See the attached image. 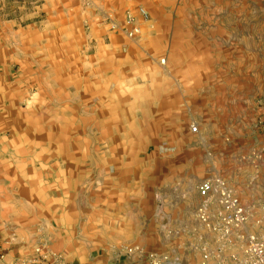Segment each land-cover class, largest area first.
Returning <instances> with one entry per match:
<instances>
[{
  "label": "rangeland",
  "instance_id": "rangeland-1",
  "mask_svg": "<svg viewBox=\"0 0 264 264\" xmlns=\"http://www.w3.org/2000/svg\"><path fill=\"white\" fill-rule=\"evenodd\" d=\"M128 13L133 38L123 33ZM36 26L47 29L35 34ZM45 53L69 64L30 65ZM67 68L83 77L85 104L103 101L101 122L92 106L83 121L69 118L83 129L49 112L45 83L34 77ZM98 121L130 145L93 146ZM70 138L83 140L77 158ZM263 141L264 0H0V264L32 259L40 244L67 264H196L205 251L240 254L241 235L260 227L249 219L227 243L214 200L211 223L198 218L196 187L223 181L254 209L264 202V165L254 159ZM98 148L110 150L114 186L125 180L130 210L119 194L98 209Z\"/></svg>",
  "mask_w": 264,
  "mask_h": 264
},
{
  "label": "built area",
  "instance_id": "built-area-1",
  "mask_svg": "<svg viewBox=\"0 0 264 264\" xmlns=\"http://www.w3.org/2000/svg\"><path fill=\"white\" fill-rule=\"evenodd\" d=\"M137 14L142 19L148 18V13L143 7H137ZM133 20L134 17L128 13L125 18L126 28L123 31L128 38H133L138 34V28L134 25ZM110 28L118 30L119 27L114 22H111ZM191 130L195 132L197 127L193 125ZM254 159L264 165V141L257 149ZM196 188L198 196L202 199V204L197 211L198 218L207 226L211 223L208 204L211 200H214L218 205L219 230L222 231V236L227 243H231L228 238L231 228L239 227L248 222L249 219L254 221L256 227H260L258 232L241 235L240 239L243 244L240 254L232 251L226 254H222L221 251L217 252V254L205 251L200 261L196 264H264V202L258 203V205L254 203V209L249 210L223 181L216 182L211 179H204L198 183ZM45 247L44 244L35 246L33 252L36 256L32 259L8 264H67L60 255L46 250ZM123 249L127 253L139 250L137 247H124ZM0 258H2L1 255Z\"/></svg>",
  "mask_w": 264,
  "mask_h": 264
},
{
  "label": "crops",
  "instance_id": "crops-1",
  "mask_svg": "<svg viewBox=\"0 0 264 264\" xmlns=\"http://www.w3.org/2000/svg\"><path fill=\"white\" fill-rule=\"evenodd\" d=\"M47 19V16H46ZM59 26H49L48 29H55ZM60 28H64L65 31L68 33V31H70V27L67 25L64 26H60ZM42 29H47L46 27H33V32H36L35 34H38ZM67 52V51H66ZM65 55V54H64ZM44 59H38V61L36 60H31V66L36 63V68L38 69L39 66L41 64H44L48 67L52 66V65H56L57 62H59V65L65 66L64 62L68 65L69 62L67 59L65 58H55V60H48L47 57V53H45V56L43 57ZM82 59L77 61V64L81 65ZM41 63V64H40ZM71 63V61H70ZM76 64V65H77ZM51 69V68H50ZM33 69H31L32 71ZM52 70V69H51ZM33 71H37V70H33ZM40 72H38L34 78H36V76L38 77V81H42L45 83L44 85V90L43 94L44 97H46L44 99V101L46 102V107L51 108V110L49 109V112L51 113L52 111H55L56 113L61 114L60 119L66 124L65 127L69 130H73V129H83L82 125H81V121H83V115L86 112V110L88 108L85 107H89L92 106L90 108V111L93 113H97L98 112V120L100 121L101 118L100 115L105 113V110H103V108H105V106L103 105V101H101L99 95L97 97L93 96L92 102L85 104L84 102V93H83V86H82V82H83V77L79 74V73H71V71H68V68L65 69V72H61L59 74H51L52 72L50 70H44L43 72L39 69ZM42 73V74H41ZM93 78V77H92ZM75 81L76 84L75 86H73L71 83ZM93 81V80H92ZM70 83V84H69ZM58 89L59 90V95H60V100L59 102H57L56 100H52V92L54 90ZM54 93V92H53ZM114 101V100H113ZM91 104V105H90ZM115 104V101H114ZM97 108V110H96ZM70 115V116H68ZM73 115L76 117V120L79 118V123H69V118H73ZM74 117V118H75ZM98 121L99 125H98V130H99V136L96 138L95 142L93 143V146H126V145H130L131 141L129 139H126L124 137H117V136H111L110 133L103 134V131L105 130H110L111 125L109 124V126L104 125L102 123V126L100 125V122ZM67 125L69 126V128L67 127ZM123 128V127H122ZM102 131V134L100 133ZM73 138H70V142L72 145V140ZM69 140V139H68ZM82 139H76V141H74V147L76 149L75 151V156L76 158L79 157L78 155V151L81 150L79 149L78 145L82 143ZM94 141V140H93ZM34 142V141H33ZM11 143H13L14 145L17 144L15 140H11ZM30 143V142H29ZM35 143V142H34ZM23 144V143H21ZM21 144H17V145H21ZM15 145V146H17ZM52 142L51 140H49V142H45V146H51ZM70 145V146H72ZM125 149H120L119 150V154L121 155V153L124 151ZM98 151V157L95 160L94 163V170H93V194L97 195V206L98 209H109L111 206V202L114 199V195L119 194L121 197L119 198L120 201V205L121 208H127L130 210V205L127 204L126 205V196L125 193L129 192V190L125 189V180L123 181V185H119V186H114V176L112 177V175L114 174V170H112V166L109 165V161H107V159L105 158L107 153H110V150H101L100 148L97 149ZM100 152H102V156H100ZM17 161V160H15ZM124 171V170H123ZM116 172V171H115ZM64 173V172H63ZM124 174L123 178L125 177V173L122 172ZM96 179V180H95ZM120 183V182H119ZM118 183V184H119ZM96 188V189H95ZM125 200V201H124ZM123 202V204H122ZM116 208H120L117 207ZM127 256V255H125ZM120 258V257H119ZM119 260V259H118ZM117 260V261H118ZM117 261H113L114 263H108V264H124V261L121 263H118ZM107 264V263H106Z\"/></svg>",
  "mask_w": 264,
  "mask_h": 264
}]
</instances>
